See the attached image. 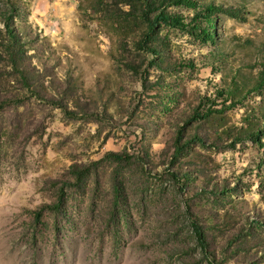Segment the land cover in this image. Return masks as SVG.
Listing matches in <instances>:
<instances>
[{
	"label": "rangeland",
	"instance_id": "1",
	"mask_svg": "<svg viewBox=\"0 0 264 264\" xmlns=\"http://www.w3.org/2000/svg\"><path fill=\"white\" fill-rule=\"evenodd\" d=\"M260 76L264 0H0V264H264Z\"/></svg>",
	"mask_w": 264,
	"mask_h": 264
},
{
	"label": "trees",
	"instance_id": "2",
	"mask_svg": "<svg viewBox=\"0 0 264 264\" xmlns=\"http://www.w3.org/2000/svg\"><path fill=\"white\" fill-rule=\"evenodd\" d=\"M174 1H177V0H174ZM215 9H219V10H221V11H223V12H225V13H228V14H230V15H236L235 14V11L234 10H232L231 8H229V7H223V6H219V5H214V4H211V3H209V4H207V5H205V10H206V12L205 13H207V15H209L210 14V12L211 11H213V10H215ZM155 17L158 19V20H161L162 22H170V21H172V22H177L178 20L173 16V15H168V14H165V13H163L162 11H160V12H158L156 15H155ZM6 25H7V23H6ZM7 27H8V25H7ZM7 31H8V34L11 36V40H13L14 38H13V32H12V30L10 29V28H7ZM212 34L210 33V32H207L206 34H204L203 36H202V38L203 39H212ZM12 62H13V64H14V66L17 64L18 65V63L14 60V59H12ZM16 65V69H17V71H18V73H19V76H20V78H21V80H23L24 81V83L26 84L27 82H26V75H25V73H24V71H23V69H21V68H19L18 66ZM264 83V78L262 77V76H260V79H259V81H258V85H261V84H263ZM47 99V98H46ZM62 109H63V107H62ZM64 111H66L65 109H64ZM66 113H70V112H68V111H66ZM192 116V115H191ZM191 116H190V118H191ZM189 121V118L186 120V121H184L183 122V124H186L187 122ZM180 136H181V133H180V129L179 128H177L176 129V135H175V137H174V140H173V144L175 145L174 147H175V152L177 153L178 152V150H179V148H180V144L178 143V141H179V139H180ZM193 138H195V139H197V140H200L199 138H197L195 135L193 136ZM190 139V138H189ZM117 155H119V154H117ZM58 195H60V194H58ZM60 202H61V195L60 196H58L57 197V200L54 202V203H52V204H50V205H44L45 207H57L59 204H60ZM195 232H196V235L198 236V238L201 240L202 239V233H201V231L198 229V228H195Z\"/></svg>",
	"mask_w": 264,
	"mask_h": 264
}]
</instances>
